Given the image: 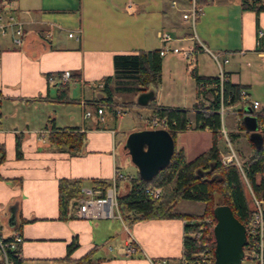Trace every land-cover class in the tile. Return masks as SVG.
I'll return each instance as SVG.
<instances>
[{
	"label": "crops",
	"instance_id": "0c3cea01",
	"mask_svg": "<svg viewBox=\"0 0 264 264\" xmlns=\"http://www.w3.org/2000/svg\"><path fill=\"white\" fill-rule=\"evenodd\" d=\"M11 3L12 13L23 28L19 42L13 41L11 30L6 35L0 34V144L5 148V158L0 163V220L5 234L19 231L23 236L19 264H74L91 249V257L98 264H154L161 258L180 259L183 219L144 218L131 224L125 221L117 224L107 218L59 219V179H82V187H90L91 179L114 181L116 185L121 178L117 192H123L126 179L138 174L134 165L126 173L121 170L129 157L123 153L124 140H118L117 134L124 131L126 135L141 126L125 132L113 121L132 102L117 106L120 113L115 108L106 113L103 107L102 120L96 113L98 105L108 104L95 98L101 96L102 78L114 72V54L159 49L157 33L164 30L173 37V46L194 47L196 51L193 67L173 70L174 74L183 73L193 81L194 100L193 74L214 76L220 68L231 82L244 85L249 95L256 71L254 62L248 58L262 59L264 11L256 15L252 10H243L239 0H207L192 31L189 20L181 16L190 6L189 0H12ZM258 30L262 31L259 40ZM69 32L73 34L68 35ZM182 41L184 45H177ZM167 54L161 56V84L165 67L170 66L169 59L164 58ZM173 54L184 60L180 54ZM227 55L241 56L245 61L229 68L225 66ZM214 56H220L221 61L217 62ZM65 70L70 72L66 81L70 100L60 102L54 98L60 74ZM71 86L79 89L77 98L70 91ZM109 86L113 89L114 81ZM157 91L156 104L192 109L193 104L191 107L180 104V96L177 101L164 104ZM147 107L149 114L145 118L151 120L152 106ZM238 107L235 104L233 108ZM85 110L91 114L84 116ZM227 115L232 123L227 124L223 118L226 133L238 131L234 124L238 114ZM189 122L193 124L191 119ZM72 128L85 135L81 152L62 149L48 138L51 131ZM190 130L210 133L208 146L195 152L192 158L210 147L212 133L209 129L183 131ZM17 134L21 138L20 156L15 150ZM240 134L245 138L241 131ZM240 138L239 135L235 140L236 150L231 145L238 153ZM224 144V140L219 142L223 154L228 151ZM176 148H182L185 154L182 146ZM261 175L264 176V169ZM10 212L14 214L11 220ZM128 239L137 244L131 253L124 250ZM72 240L77 244L68 251Z\"/></svg>",
	"mask_w": 264,
	"mask_h": 264
},
{
	"label": "trees",
	"instance_id": "16d2710c",
	"mask_svg": "<svg viewBox=\"0 0 264 264\" xmlns=\"http://www.w3.org/2000/svg\"><path fill=\"white\" fill-rule=\"evenodd\" d=\"M205 1L207 0H196L198 12ZM239 1L243 10H252L256 15L260 11H264V0ZM161 62L162 57L159 55L158 48L139 49L136 53L114 54V72L112 75L102 78L101 96L95 100L111 105L113 90H132L138 93L153 88L154 96L148 103V106H152L149 118L165 117L170 125L169 131L174 140L175 133L186 130L187 127L209 129L212 133L211 145L190 159L186 158L182 148L175 147L168 164L149 181H143L138 174L128 177L125 186H123L124 191L117 194L118 208L122 219L131 224L144 218H181L184 220L182 256L173 262L176 264H205L206 261L202 260V253L204 254L203 243L207 241L211 257L206 264H213L215 257L213 225L216 221L214 211L217 205L226 204L246 228V240L242 247V258L238 264H250L251 253L254 249V237L249 233L253 209L247 183L257 197L264 198V176L261 175L264 169V133L261 132L262 145L257 147L249 133L245 131L241 117H239L234 123L235 129L238 131H229L226 136L232 145V140H236L240 131H243L251 152L242 160L240 167L233 161L222 162L221 157L224 151L220 149L219 142L224 140L225 150H228V144L223 133L218 130L220 119L215 109L220 102L219 88L217 86L206 88L201 85V82L210 84L217 82V75L205 76L196 72L193 74L195 100L192 109L158 105L155 103V94L161 80ZM111 81H114L113 89L109 86ZM58 85L54 99L60 102L70 100L68 83L60 81ZM241 87L244 85L233 83L226 76L222 83V100L226 105L239 101ZM238 104L237 110L242 111L245 104ZM190 113H192V117ZM257 113L259 121L264 122V109L258 110ZM190 119L193 124L189 122ZM48 138L58 147L74 152H81L85 143L84 133L75 128L51 131ZM20 142V135L17 134L15 137L17 156L21 154ZM4 158L5 148L0 144V163ZM196 169H200L202 174L198 175ZM259 174L260 176H258ZM119 179L121 178L116 180V186L119 185ZM110 184V181L105 179L90 180L91 189L98 190L100 195L105 193ZM153 186L161 187L162 192L158 197H153L145 191L146 187ZM81 187L82 179H59V219L74 216L73 210L77 203L73 204V202H77L81 197ZM215 194H218L219 197L217 201H214ZM183 199L201 202L203 204L202 211L194 213L176 210L175 206ZM205 218H209L210 222L206 223ZM76 244L72 240L68 244V251ZM91 255L92 249L79 257L74 264H98V261Z\"/></svg>",
	"mask_w": 264,
	"mask_h": 264
},
{
	"label": "built area",
	"instance_id": "2783aa9c",
	"mask_svg": "<svg viewBox=\"0 0 264 264\" xmlns=\"http://www.w3.org/2000/svg\"><path fill=\"white\" fill-rule=\"evenodd\" d=\"M190 6L182 12V18L189 20L191 29L194 26V22L196 20L198 12V8L196 7V0H189ZM12 0H0V34L6 35L8 30H11L12 38L14 42H19L20 36L22 35V23L12 13L14 7L12 5ZM129 5V4H128ZM194 29V27H193ZM194 31V30H192ZM80 33V30L77 32ZM75 34L76 37H79V34ZM72 32H69L68 35H72ZM158 36L160 39V47H159V55L162 56L168 52H173L180 54L183 59L186 61L188 67H193L196 61V51L194 47H185L179 48L173 46L171 44L173 37L167 31L160 30L158 31ZM262 31H257V40L261 37ZM201 46L204 48V44L200 42ZM262 56V64L264 65V52L261 53ZM215 60L218 62V58L214 56ZM220 65V64H219ZM226 73L223 69H219L217 74V82L215 83H204L201 82V85L208 88L212 86H217L219 88V98L220 102L218 107L215 109L216 113L219 115L220 119V130L225 140L228 144L229 150L228 152L222 154L221 160L222 162H230L233 161L239 167L241 166L237 155L232 149L229 140L226 136V130L223 127L222 121L226 114L228 113H237L239 117L243 114H250L255 117L258 115V110L261 109V105L257 100H251L245 88L241 87L239 89V101L235 104L242 103L248 104L250 107V111H239L233 108L235 104L226 105L222 100V83L226 78ZM70 77V72L68 70L63 71L60 74V79L62 82H66ZM83 103V101L81 102ZM202 110V109H201ZM103 106L98 105L96 107V113L99 116L100 120L103 119ZM117 113L120 111L117 109ZM91 113L89 110H85L83 115L89 116ZM148 124H150L151 129L163 128L170 130V125L168 120L165 117H153L151 120H148ZM187 129H190L187 127ZM264 130V124L259 121L258 131L262 132ZM247 187L250 193V201L252 205V222L249 227V233L254 237V249L251 253L252 261L250 264H264V198L257 197L253 191L251 190L249 184L247 183ZM145 191L153 196L158 197L162 190L160 186L146 187ZM82 195L79 200L76 202V208L74 210V216L78 218L88 219V220H96L101 218H117L120 221H123L121 213L118 208V200H117V186L114 181L110 184L109 187L106 188L105 193L100 195L98 192H95L91 189V187L83 186L81 187ZM206 223L210 222V219H205ZM205 226V225H204ZM3 224L0 220V264H19L18 262L21 260V246L23 242V236L21 232L14 231L10 235H7L2 232ZM204 246V254L202 253V260L209 262L211 257L210 248L205 241L203 243ZM137 249V244L128 239L125 242L124 250L127 253H131ZM154 264H176L172 260L167 258H161L157 261H154Z\"/></svg>",
	"mask_w": 264,
	"mask_h": 264
},
{
	"label": "rangeland",
	"instance_id": "374dc122",
	"mask_svg": "<svg viewBox=\"0 0 264 264\" xmlns=\"http://www.w3.org/2000/svg\"><path fill=\"white\" fill-rule=\"evenodd\" d=\"M194 27V26H193ZM192 27V30H194ZM177 45H184V42H178ZM164 56L165 59H169L170 66L173 67V69L170 66L165 67V70L163 72V84H159L157 92H159V95L161 97V100L164 104H170V102L177 101V98L180 96L179 102L183 106H189L191 107L194 102V89H193V81L190 79H187L183 73L181 74H174L173 70L178 71H184L185 67H187L186 61L180 59L178 60L176 54L170 53ZM228 63L225 65L229 68H236V64L238 62H243L245 59H241V56H232L227 55ZM219 61H221V57H218ZM254 62V69L256 71V74L252 76L251 85L249 87V98L251 100H257L262 108H264V66L261 63V60L259 58L250 59ZM213 61V60H212ZM176 68V69H174ZM186 74V73H185ZM133 85V84H131ZM70 91L72 92L74 98H77L79 95V89H75L71 86ZM137 93L135 91L129 90H113V103L114 104H103V107L106 110V113H111V108L117 109V106H121L126 103V101L132 102V106H124L125 113L120 115L118 119H114L115 125L119 128V130H130L131 128L140 125L141 128H144L143 126L148 125L147 128H151L150 124L147 123V119L145 116L149 114V109L147 106H138L135 102ZM134 102V103H133ZM247 105V104H246ZM260 106V107H261ZM192 117V114H190ZM148 117V116H147ZM225 122L230 125L231 117L226 114L224 116ZM139 128V129H141ZM193 129V128H190ZM124 131H121L117 134L118 140H125V133ZM243 132V131H241ZM243 134V133H242ZM209 137L210 133L207 131L202 130H190V131H177L175 133V145L176 147H183L185 150V156L186 158H191V156L195 152H199L203 148H206L205 146H208L209 144ZM240 142H239V153L235 151L236 143L235 140H232V145L235 148V153L237 155V158L240 161V164L242 160L251 152V149L248 146V143L246 142L245 138L240 134ZM124 143V141H123ZM229 150V147H228ZM228 152V151H227ZM123 153L127 154V150L123 148ZM226 153V152H225ZM119 163L120 159L118 158ZM122 164V163H121ZM133 164L128 159L125 163V165H121V170L126 173L129 170L134 169ZM215 200H219L218 194H215ZM176 210L183 211L187 210L189 212H201L203 209V204L201 202L193 201V200H180L177 205L175 206ZM109 220H113L115 223L119 224L120 220L117 218H108ZM209 219V218H205ZM4 233V231H2Z\"/></svg>",
	"mask_w": 264,
	"mask_h": 264
},
{
	"label": "water",
	"instance_id": "95a60500",
	"mask_svg": "<svg viewBox=\"0 0 264 264\" xmlns=\"http://www.w3.org/2000/svg\"><path fill=\"white\" fill-rule=\"evenodd\" d=\"M154 96V89L140 91L136 96L138 106H147ZM250 111L249 105L243 107ZM245 131L254 140L255 145H262V133L258 131L259 119L250 114L241 116ZM123 148L127 150L130 162L136 167L138 176L143 181L151 180L156 173L168 164L175 148V142L169 130L163 128H141L126 134ZM198 175L202 172L196 169ZM76 203V202H75ZM216 221L213 225L215 241L213 264H238L242 258V247L246 240L245 226L234 216L226 204L215 207ZM14 214L10 212L9 220Z\"/></svg>",
	"mask_w": 264,
	"mask_h": 264
}]
</instances>
